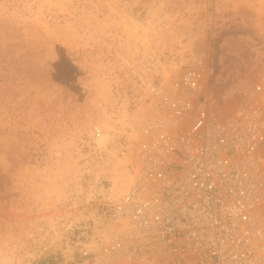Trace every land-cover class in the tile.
Returning <instances> with one entry per match:
<instances>
[{"label": "rangeland", "instance_id": "374dc122", "mask_svg": "<svg viewBox=\"0 0 264 264\" xmlns=\"http://www.w3.org/2000/svg\"><path fill=\"white\" fill-rule=\"evenodd\" d=\"M150 49L196 55L235 106L264 74V0H0V264H76L91 198L127 181L88 134L140 126L113 62Z\"/></svg>", "mask_w": 264, "mask_h": 264}, {"label": "built area", "instance_id": "2783aa9c", "mask_svg": "<svg viewBox=\"0 0 264 264\" xmlns=\"http://www.w3.org/2000/svg\"><path fill=\"white\" fill-rule=\"evenodd\" d=\"M145 117L100 144L127 181L91 198L77 230L76 264H264V74L227 107L196 55L150 49L113 62Z\"/></svg>", "mask_w": 264, "mask_h": 264}]
</instances>
